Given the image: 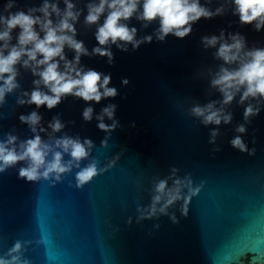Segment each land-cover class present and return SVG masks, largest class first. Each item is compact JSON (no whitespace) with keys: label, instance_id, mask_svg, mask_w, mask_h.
Returning a JSON list of instances; mask_svg holds the SVG:
<instances>
[{"label":"water","instance_id":"1","mask_svg":"<svg viewBox=\"0 0 264 264\" xmlns=\"http://www.w3.org/2000/svg\"><path fill=\"white\" fill-rule=\"evenodd\" d=\"M4 2L0 0V7ZM19 2L39 6L41 0ZM132 23L140 36L151 34L156 27L144 29L139 22ZM77 27L78 39L89 50L97 46L95 29H85L83 17ZM221 28L239 30L250 46L256 42L264 46V32H255L251 25L240 27L238 17L229 14L201 19L184 39L169 35L166 42L154 40L138 51L113 47L112 65L106 57L82 58L84 65L110 73V86L119 91L115 99L93 102L96 113L109 103L118 105L121 126L107 147L102 143L106 133L97 121H84L87 104L82 99L68 97L57 108L44 106L40 112L45 124L57 115L62 118L66 128L58 136L67 133L91 139L95 147L90 159L95 158L98 167L106 170L83 187L77 186L75 168L60 181L29 182L19 178L17 168L0 174V254L21 240L24 257L31 264H228L225 257L238 247L259 241L264 249V111L253 119L245 136L249 147L257 149L255 155L242 153L229 143L236 135L235 126L243 122L244 109L237 103L230 108L233 122L220 126L216 145L209 143L214 126L205 127L187 114L193 103L221 98L209 88L207 76L199 74L217 64L211 51L201 47L200 38L218 34ZM73 55L68 52L70 59ZM124 78L130 81L127 86L122 84ZM32 80L31 73L22 70L23 89H31ZM18 94H10L0 109V138L8 132L21 139L32 136L19 115L30 113L35 105H17ZM217 147L220 151L214 150ZM112 160L116 162L108 168ZM173 166L181 176L190 173L196 186L202 185L191 200L189 215L182 216L176 205L170 211L178 223L168 216L136 223L137 207L150 203L153 179L166 177ZM254 255L249 251L240 264H250ZM257 264H264V256Z\"/></svg>","mask_w":264,"mask_h":264},{"label":"clouds","instance_id":"2","mask_svg":"<svg viewBox=\"0 0 264 264\" xmlns=\"http://www.w3.org/2000/svg\"><path fill=\"white\" fill-rule=\"evenodd\" d=\"M82 2L41 0L39 6H22L19 0H5L0 7V109L10 94L17 93V105H35L30 113L19 115L20 122L32 133L30 138L21 139L12 132L0 138V174L17 168L19 178L29 182L60 181L75 168L77 186L83 187L106 170L98 167L95 158L90 159L95 147L91 139L67 133L58 136L66 128L65 122L57 115L45 124L40 112L44 106L48 110L57 108L68 97L82 99L87 104L82 112L84 121H97V127L106 133L102 143L107 147L112 133L121 126L116 115L118 105L109 103L96 113L93 102L115 99L119 91L110 86V73L84 65L83 57H106L112 65L113 47L123 52L138 51L154 40L166 42L169 35L184 39L193 33L201 19L229 14L238 17L240 27L251 25L255 32H264V0H219L215 7L216 0H86L81 6ZM82 17L85 29H95L97 46L91 50L78 39L77 26ZM133 20L144 29L154 24L156 27L151 34L140 36ZM200 45L204 51H211L217 64L203 68L199 74L207 76L209 88L221 98L205 104L193 103L187 114L205 127L214 126L209 143L216 145L220 126L232 124L234 113L230 108L237 103L244 109L243 122L235 126L236 135L229 143L242 153L255 155L257 149L249 147L245 136L253 119L264 111V46L259 42L250 46L242 32L225 28L218 34L203 35ZM69 51L74 53L71 59ZM22 70L33 76L31 89H23L20 83ZM129 83L127 78L122 80L125 86ZM132 127H136L134 122ZM252 143H256L255 137ZM214 150L220 151L218 147ZM66 156L69 158L65 159ZM85 160L89 162L82 166ZM115 162L110 161L107 167L111 168ZM201 187L195 185L190 173L181 176L178 167H171L169 175L153 179L150 203L137 207L135 222L168 216L178 223V217L170 209L180 205L181 215L187 217L191 200ZM132 222L130 217L129 224ZM258 245L259 241L251 247H238L225 260L228 264H240V258L250 251L257 253L250 264H257L264 256V249ZM23 253L24 242L16 240L0 254V264H31Z\"/></svg>","mask_w":264,"mask_h":264}]
</instances>
